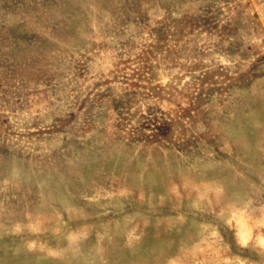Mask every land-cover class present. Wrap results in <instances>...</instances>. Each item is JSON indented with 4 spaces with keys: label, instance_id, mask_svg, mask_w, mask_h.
Returning a JSON list of instances; mask_svg holds the SVG:
<instances>
[{
    "label": "rangeland",
    "instance_id": "rangeland-1",
    "mask_svg": "<svg viewBox=\"0 0 264 264\" xmlns=\"http://www.w3.org/2000/svg\"><path fill=\"white\" fill-rule=\"evenodd\" d=\"M0 264H264V0H0Z\"/></svg>",
    "mask_w": 264,
    "mask_h": 264
}]
</instances>
